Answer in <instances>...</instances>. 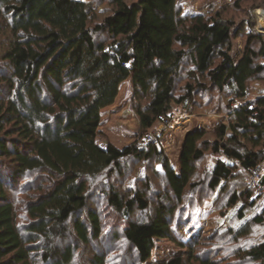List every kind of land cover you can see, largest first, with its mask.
Here are the masks:
<instances>
[{
    "label": "trees",
    "instance_id": "16d2710c",
    "mask_svg": "<svg viewBox=\"0 0 264 264\" xmlns=\"http://www.w3.org/2000/svg\"><path fill=\"white\" fill-rule=\"evenodd\" d=\"M177 3L111 0L113 12L92 27V6L83 0H0L5 62L0 71V264H75L82 246L102 238L103 219L97 210L88 209L89 181L100 174H88V166L97 148L102 112L115 104L128 79L135 98L148 101L136 110L143 133L167 117L173 104L193 109L191 85L176 99L187 59L195 73L217 89L234 91L232 103L237 104L229 105L228 121L215 129L214 143L202 137L192 151L193 162L209 147L224 157L208 177L211 191L231 181L236 165L249 175L264 163V96L248 99V83L264 73L263 38L250 34L242 57L235 61L232 24L220 13L184 18ZM99 34L107 39L98 41ZM256 41L262 44L259 52L252 47ZM147 147H125L104 170L120 169L127 158H155L163 163L170 192L181 201L193 174L176 189L161 147ZM259 184L264 185V175ZM108 189L107 206L123 222L153 208L149 182L125 194L114 186ZM249 190L235 193L228 204L233 209L244 202L238 213L243 223L231 232L235 240L248 236L251 224H264V209L251 222L246 220V212L261 199L251 201ZM156 205L150 222L132 220L121 227L142 263L152 257L155 240L172 238L169 218L174 213L159 200ZM21 215L30 219L22 229L17 223ZM69 237L74 241L60 247L58 241ZM104 255L90 264H106ZM237 257L231 264H264V242ZM189 259L197 261L192 264H217L199 259L193 251ZM162 264L188 263L178 256Z\"/></svg>",
    "mask_w": 264,
    "mask_h": 264
},
{
    "label": "rangeland",
    "instance_id": "374dc122",
    "mask_svg": "<svg viewBox=\"0 0 264 264\" xmlns=\"http://www.w3.org/2000/svg\"><path fill=\"white\" fill-rule=\"evenodd\" d=\"M83 1L92 6V27L102 23L114 10L111 0ZM136 1L126 0L128 4ZM177 7L182 17L187 19L220 13L223 20L231 23V57L235 61L242 57L250 34L261 36L264 41V26L258 20V13L264 10V0H178ZM96 39L105 40L107 37L106 34H99ZM252 47L259 52L262 44L256 41ZM2 55L3 52L0 50V71L5 65ZM256 61L259 64L263 63V59ZM182 68L181 79L177 83L176 99L185 95L186 86L191 85L195 89L192 110L173 104V109L167 117L143 133L136 110L144 108L148 101L135 98V88L131 79L122 84L115 104L103 110L97 148L92 153L88 166V174L93 176L100 174L89 181L88 209L97 210L101 215L104 222L103 236L90 247L82 246L75 264H86L88 261L90 264L95 256L102 257L104 254L106 264H162L178 256L184 257L186 263L192 264L197 261L189 259L191 251L199 259L208 258L217 264H231L238 260L237 255L240 252L245 253L254 245L264 242V224L255 226L251 224L250 234L235 240L231 232H235L243 223L239 220L238 213L244 202L238 203L233 209L228 206L235 193L240 194L250 187L249 191L253 193L251 201L258 196L261 199L257 200L253 209L246 212V220L250 221L262 212L264 191L256 187L254 180L259 177V182L264 175V163L249 175L236 165L231 181L222 189L211 191L207 186L208 177L210 178L216 163L224 157L215 154L209 147L201 160L195 162L192 160V151L197 142L203 137V141L214 143L215 129L223 121L227 123L229 105L237 104L232 103L235 99L234 91L217 89L206 77L195 73L196 69L189 59L184 62ZM248 93V99L253 101L264 96V73L248 83ZM150 143L158 144L164 152L167 172L176 189L182 187L193 174L181 201L170 192L163 163L155 158L148 161L127 158L120 162V169L111 166L104 170L110 160L125 147L136 144L140 149H146ZM146 182L151 184L148 195L153 208L148 212L137 211L131 220L121 221L122 218L118 214L116 216L107 206L105 196L109 186H114L125 194L144 188ZM157 200L168 205L170 211L174 213L172 219L166 217L173 221L172 238L155 240L152 257L146 263H142L138 261L135 250L124 239L121 227L132 220L150 222L156 215ZM29 222L27 216L21 215L17 223L22 229ZM73 241L74 239L69 237L64 243L58 242L60 247H65Z\"/></svg>",
    "mask_w": 264,
    "mask_h": 264
},
{
    "label": "bare ground",
    "instance_id": "6f19581e",
    "mask_svg": "<svg viewBox=\"0 0 264 264\" xmlns=\"http://www.w3.org/2000/svg\"><path fill=\"white\" fill-rule=\"evenodd\" d=\"M258 17L259 23L264 26V10H261L258 13Z\"/></svg>",
    "mask_w": 264,
    "mask_h": 264
},
{
    "label": "built area",
    "instance_id": "2783aa9c",
    "mask_svg": "<svg viewBox=\"0 0 264 264\" xmlns=\"http://www.w3.org/2000/svg\"><path fill=\"white\" fill-rule=\"evenodd\" d=\"M258 178L259 177H256V180H254V184L256 185V187H259V189H261V191L263 192L264 191V185L259 184Z\"/></svg>",
    "mask_w": 264,
    "mask_h": 264
}]
</instances>
